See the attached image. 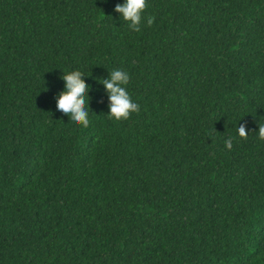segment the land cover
<instances>
[{"label": "trees", "instance_id": "trees-1", "mask_svg": "<svg viewBox=\"0 0 264 264\" xmlns=\"http://www.w3.org/2000/svg\"><path fill=\"white\" fill-rule=\"evenodd\" d=\"M123 2L0 0V264H264V0H146L139 32Z\"/></svg>", "mask_w": 264, "mask_h": 264}, {"label": "clouds", "instance_id": "clouds-1", "mask_svg": "<svg viewBox=\"0 0 264 264\" xmlns=\"http://www.w3.org/2000/svg\"><path fill=\"white\" fill-rule=\"evenodd\" d=\"M147 8L146 0H124L123 3L115 5V12L121 14L124 21L128 23L130 29L141 31L142 20L146 19L147 26L154 23V17L143 16ZM83 73L79 70L63 74L62 79L65 82L64 90L57 96L56 108L63 114L67 115L71 121L82 125L84 128L89 126L88 100L87 92L90 85L86 84ZM129 74L123 70H113L109 77L102 79L107 92L109 93V112L108 119L121 121L130 118L132 113H139L140 105L133 102L126 85L129 83ZM238 136L242 139L248 138L246 125L238 126ZM258 138L264 141V124H259ZM225 147L231 150L233 147V138L225 140Z\"/></svg>", "mask_w": 264, "mask_h": 264}]
</instances>
